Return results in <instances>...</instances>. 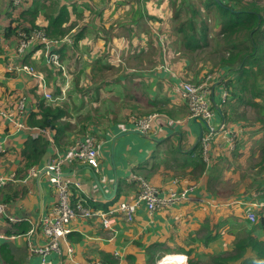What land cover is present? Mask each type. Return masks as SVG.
<instances>
[{
	"label": "crops",
	"instance_id": "obj_1",
	"mask_svg": "<svg viewBox=\"0 0 264 264\" xmlns=\"http://www.w3.org/2000/svg\"><path fill=\"white\" fill-rule=\"evenodd\" d=\"M129 2L114 0L111 6L109 0L97 9L92 0H67L69 6L76 3L77 12H81L84 17L77 18L71 13L69 22L74 23V28L88 23V29L81 40H73L74 48L65 47L66 58L61 56L64 64L70 58L73 59V66L68 71L73 77L66 99L49 105L64 107L67 114L57 121L62 130L56 133L55 141L54 132L47 131V139L50 141L41 160L55 151H66L76 138H82L78 131L90 121L88 128L93 131L91 135L98 148L99 172L95 174L101 188L95 183L94 172L84 162L74 161L65 165L62 174L79 184L70 189L71 196L75 195L77 201L81 200L90 209L92 206L96 207L97 212L106 211L107 208L111 210L119 201L130 202L139 190V184L132 179L133 176L147 180L161 191L168 187L171 180L176 179L182 188L193 186L189 192L192 199L181 200L151 213L142 205L136 210L131 222H125L118 212H105L106 217L113 216L115 219L110 228L103 226V216L99 214L89 218H76L69 224L70 232H73L72 243L69 244L74 249V261H66L64 256L60 257L57 253H49L47 259L62 264H85L92 260L107 264H111L108 261L116 260L113 264H126L125 255L132 254L138 263H142L147 259L145 248L157 244L159 248L156 255L175 257L171 261L182 259V264H187V250L192 249L191 254L198 257L199 262L207 264L211 256L231 252L236 223L240 216H245L246 206L255 204L257 208H254V214L256 211L264 213V171H260V178L252 176V184L246 185L250 188H245L244 183L250 173L241 178L236 171L237 162L232 158L243 153L241 149L246 147H242V137L236 138L237 141L232 146L231 139L235 135L231 136L232 132L224 130V126L227 129L236 127L237 121L229 123L222 118L216 105L220 96L216 85L211 88L210 93V102L215 104L211 125L216 129L222 125L223 129H217L212 139L209 164L203 171L195 167L201 159L200 140L198 143L196 140L205 128L198 121L187 118L188 108L179 95V84L183 79L197 82L195 80L201 81L202 77L191 75L193 67L188 61H184L183 53L168 45L176 36L173 29L176 21L172 18L173 9L169 0H131L135 5ZM143 2L147 4L143 5ZM0 6V43H3L2 32L10 21V13H6L8 4ZM91 7L96 9L86 14V10ZM104 10H109V13L104 15ZM16 14L13 12L11 17ZM90 16L94 18L91 20ZM181 16L184 20V15ZM38 22L42 23V19ZM121 25L131 27L130 30H124L128 35L132 34L129 43L135 42L140 48L148 46V50L155 52L150 54L154 57L152 61L135 54L139 49L130 54L126 48L121 50V47L119 50L115 45L116 48L112 49L118 52L111 53L112 49L109 51L108 46H103L111 37L116 44L124 45V31L119 32ZM112 27L114 30L109 31ZM139 31H144V36L151 41L149 44L142 41V36H138ZM108 32V35H104ZM69 34L70 31L66 36L71 41L69 45H72ZM160 41L166 42L164 47L171 53L168 55L172 60L170 66L157 65L165 56L162 48L158 49L163 47L159 44ZM6 43L9 48L4 50L11 57L15 45L12 39H8ZM60 45L56 47L57 52L62 48ZM39 54L40 51H37L36 58L35 55L33 58L37 59ZM108 55L113 63L109 62ZM96 58L101 60L98 65L93 63ZM10 62L19 61L11 59L4 65L0 63V85L7 84L6 88L0 86V92L21 90L26 97V106L28 103L32 105L34 102L30 98L34 97L30 90L35 88V92H38L36 79L15 73L14 78H6L5 71ZM36 63L40 62L37 60ZM42 67L46 68L45 64ZM57 75L59 74H53L48 81L42 77L46 79V90L53 94L59 93L55 84L59 80ZM37 94L43 97L42 90ZM156 110H161V113L154 131L147 135L135 133L136 117ZM234 130L232 129L233 133ZM29 138L32 139L26 130H16L11 123L0 120V175L13 173L18 180L6 184L1 192L0 200H9L7 203L2 202L5 210L0 213L1 254L7 252L6 259L0 261V264H40L39 256L29 254L27 241L37 245L47 243L39 227V220L51 215L57 203L56 192L45 176L24 180L27 172L24 154ZM218 141L220 144H216ZM173 144L176 145L180 158L176 161H160L163 157L161 149ZM115 180L116 189L113 190ZM226 186L230 187L227 191L222 189ZM236 187L240 189L236 190ZM9 216L23 218L19 223L27 224L33 229L32 233H29L30 229L24 236L26 242L23 237L11 240L8 236L12 230ZM247 222L248 225L253 224L248 220ZM253 235L264 239L258 228L254 229ZM115 252L117 256L114 255Z\"/></svg>",
	"mask_w": 264,
	"mask_h": 264
},
{
	"label": "trees",
	"instance_id": "obj_2",
	"mask_svg": "<svg viewBox=\"0 0 264 264\" xmlns=\"http://www.w3.org/2000/svg\"><path fill=\"white\" fill-rule=\"evenodd\" d=\"M9 1L6 0L8 2L6 13L13 11L14 14L15 12L17 14L13 17H11L13 12L9 14L10 21L2 32L4 41L0 43V63L4 65L11 59L21 63H27L28 66L35 68L41 77H45L47 80L51 79L53 77L52 75L56 74V72L53 69L42 67L44 65V59L41 44L35 43L19 53V34L24 33L29 35L35 31H40L49 39L60 40L68 38L66 34L70 31L69 38L72 39V45H69L71 43H67V41L62 42L61 45L59 44L62 46L58 51L61 53V55L59 54L60 58L61 56L62 58H66L67 55L64 52L65 47H75L73 40H81L84 37L88 29V23L80 26L78 29L76 27L74 28V23L68 20L69 15L73 13L71 15H75L77 18L81 17L83 19L84 17L83 14H80L81 12H77L76 3H71L69 6L67 0H20L17 6L11 5ZM169 2L173 9L172 18L176 21L173 28L176 36L175 40H171L168 45L180 50L184 55V61H191L190 56L199 53V51H204L205 54H209L206 49L210 45L212 47L210 50L211 54L216 53L219 55L217 70L221 81L216 84L220 92L219 102L216 105L222 118L229 123H234V121L242 119V116L232 118V112L237 107L236 104L247 103L257 106L258 102L254 101L256 98H259L261 101V105L258 106L259 111L264 110V5L259 6L256 0H249L247 2L244 0H169ZM198 6H201V11ZM182 14H188L189 16L183 20ZM40 18L42 19V23L38 22ZM93 18L94 16H90L89 19L92 20ZM206 20L211 21L210 26L212 29H216L211 38L208 36L209 28L207 27ZM120 29L122 31L130 30L131 27L121 25ZM112 30H114L113 27L109 31ZM108 34L109 32L104 35ZM8 39H12L15 45V51L11 57L8 51L4 50L6 47L9 48V44L6 43ZM132 45L133 43H129L125 49L126 51H130V54L136 52L135 47ZM103 46H108V43L104 42ZM161 48L163 50V47H158L159 50ZM37 51H40V54L35 59ZM33 55H35V58H33ZM99 59L96 58L93 61L94 65L100 63L101 60ZM37 60L40 63H36ZM208 75L204 74L201 81L197 80V82H202ZM5 76L6 78H14L15 74L6 70ZM213 79L209 81L211 88L215 86ZM36 81L38 92H35V88L32 91L30 90V92H33L34 97L30 98V100L34 103L32 105L28 103L25 107L22 122L28 127H37L48 132H54L53 139L55 141L56 133L62 130V126L57 121L65 116L67 112L64 107L46 104L42 95L37 94L41 90V81L39 79H36ZM0 86L6 88L7 84L6 86ZM223 93H225V96H223ZM22 94L21 90L19 92L13 90L1 91L0 107L5 109L13 107ZM226 105L229 108L228 114L230 118L227 117L228 115L224 109ZM211 106L214 109L215 104ZM156 112L160 114L161 110H156ZM258 122H261V120ZM89 124H91L90 121L85 124L86 127L82 126L83 128L78 131L79 135L82 136L81 139L87 138L93 133L88 128L90 126ZM258 129L263 128L259 127ZM49 141L46 136L28 139L25 149L26 153L24 154L25 170L39 164ZM236 141L234 140V142ZM242 147H245L244 141ZM248 148L252 149L247 153L248 156L254 155L258 149L259 154H264V140L259 144V148L254 147L252 144ZM201 159L195 164V167L201 168V171H203L206 164ZM261 161L262 158L257 161L255 168L264 163V161ZM260 168L263 169L262 167ZM3 188H0V197ZM8 200V198L7 200L1 199L0 202L7 203ZM77 202L79 201H77L75 195L70 196L71 204H76ZM81 203L85 207L89 206L83 202ZM91 210L96 211V207L92 206ZM109 210L110 208H107L106 211L102 210V212H108ZM239 219L236 223L237 230L234 227L236 232L231 252L211 256L207 264H264V239H259L253 235L254 229L256 228L260 229L264 235V213L256 211L255 221L251 225L247 224L248 222L245 216H240ZM11 224V234L8 235L11 237L10 239L23 237L24 242H26L24 236L31 229L30 226L19 222ZM72 233L69 232L66 236V240L70 244L72 243ZM76 236L79 238L78 235ZM158 248L159 245L157 244L146 247L147 259L142 263H138L132 254L125 255V262L126 264H155V260L162 256L155 254ZM6 253L1 254L0 248L1 262L6 259ZM191 253L192 249L187 250V264H201L199 258ZM108 262L113 264L116 263V260Z\"/></svg>",
	"mask_w": 264,
	"mask_h": 264
},
{
	"label": "built area",
	"instance_id": "obj_3",
	"mask_svg": "<svg viewBox=\"0 0 264 264\" xmlns=\"http://www.w3.org/2000/svg\"><path fill=\"white\" fill-rule=\"evenodd\" d=\"M3 0H0V2ZM19 2L20 0H15ZM19 46L18 51L23 52L25 49L35 43L41 44L43 48L44 64L47 68L53 69L59 79L55 84L59 89V93L52 94L46 90L45 80L35 71L34 68L21 62H10L7 65V71L13 72L17 75L25 74L32 78L39 79L41 81V90L43 92V100L46 104L61 103L66 99L67 91L70 88L71 75L69 74L66 66L62 62L56 47L64 41L71 42L67 38L60 40H52L47 38L43 32L35 31L26 35L24 33L19 34ZM210 76H207L205 80L200 83L193 84L188 81H183L179 84V95L186 102L188 108L187 118L198 121L205 128L200 137L201 146V158L208 163L209 145L216 134V131L222 130L223 126L220 125L217 129L211 125V120L214 115L212 104L210 102ZM225 96V93H223ZM26 97L20 96L15 102L13 107L2 108L0 107V120L11 123L16 130H26L30 133L32 139H36L39 136L46 135L49 139L48 132L37 128L28 127L22 122V118L25 114ZM160 118V114L152 112L143 117H139L134 122V129L138 130L142 134H149L154 131L157 119ZM0 147V151H1ZM84 162L87 164L94 173L99 172L98 163V148L95 143V138L90 135L83 140L76 138L70 147L60 153L55 151L53 154L48 155L41 160L38 165L31 166L27 169L24 180L35 179L45 176L49 184L54 188L57 196V203L52 214L45 216L39 220V227L43 236L47 239V243L44 245L32 244L27 241L28 252L31 255H37L41 258L40 264H62L53 263L47 259L49 253H57L60 257L64 256L66 261H74V249L66 240L67 234L71 231L69 224L76 218H89L99 214L103 216L102 224L106 228H110L115 219L113 216L106 217L105 212H97L85 207L79 200L76 204L70 203L72 186L78 187V182L70 180V178L62 175V171L65 165L72 162ZM139 184V190L135 195V198L128 201H119L116 206L109 210L111 212H118L123 216L125 222H131L133 220L136 210L144 205L145 209L150 213L158 209H163L174 203L191 200L189 192L192 191L193 186L180 187L176 179L171 180L168 187L161 191L157 187L151 185L141 177L135 178ZM15 174L10 173L6 175H0V188L6 184L16 181ZM18 181V180H17ZM263 205V204H262ZM257 205L245 207V217L249 222L255 221L254 208ZM5 210V204L0 202V213ZM110 212V213H111ZM23 218L8 217L10 223L20 222ZM33 229L29 231L32 233ZM1 237V236H0ZM115 256L118 254L115 252ZM163 255L156 260L155 264H182V259L177 261H171ZM85 264H104L99 260H92Z\"/></svg>",
	"mask_w": 264,
	"mask_h": 264
},
{
	"label": "rangeland",
	"instance_id": "obj_4",
	"mask_svg": "<svg viewBox=\"0 0 264 264\" xmlns=\"http://www.w3.org/2000/svg\"><path fill=\"white\" fill-rule=\"evenodd\" d=\"M92 1H93L92 4L96 5L97 9H100V7H102L109 0H92ZM122 1H130L129 2L130 4L133 3V2H131V0H122ZM142 1H144V0H142ZM244 1L247 2L249 0H244ZM1 2L2 3H0V4H6V5L8 4V2H6V1H1ZM256 2L259 6L264 5V0H256ZM9 3H11V5H13V6H17L19 2H16L15 0H10ZM144 3L147 4V2H143V5H144ZM113 4H114V0H110V5L112 6ZM133 4L135 5V3H133ZM200 7L198 6L199 10H200ZM92 9H96V8L95 7L89 8L88 10H86V14H88V12L91 11ZM1 10H2V6H0V11ZM123 11H124V13H126L125 10H123ZM12 12L13 11H11L10 13H12ZM108 13H109V10L103 11L104 15H107ZM188 16H189L188 14L184 15V19L187 18ZM206 23H207V27L209 28L208 29V36L211 38L214 35V32L216 31V29L211 28V26H210L211 21L206 20ZM110 24L114 25L113 23H110ZM79 27H80V25H77L76 29H78ZM0 28H1V25H0ZM119 32L120 33L123 32L122 29H120ZM137 34L140 37L142 36L143 42H146L147 44H149V42H151L148 40L147 36H144V31H139V33H137ZM122 36H124V40H125L124 45L123 44H116L115 41H113V37L110 38V40L108 42L109 51H111L112 48H116V47L119 50L122 47L121 50H124L128 46L129 41L132 38V34L128 35V32L124 31V33H122ZM151 40H152V38H151ZM164 43H165V41H162V42L160 41L159 44H161L163 46L162 54H165V56L163 58V61H160L157 65L160 66L163 64V66L165 67V66H170L169 64L171 63L170 62L171 58L169 59L168 55L171 53H170V51H168L167 48L164 47ZM115 45H116V47H114ZM132 46L135 47L136 51H138V49L140 50L139 52H137L135 54L139 55L141 58H146V60L151 59V61H152V58H154L153 56H150V54H151V52H153V53H155V52L152 50H148V48H149L148 46L143 47V48L141 46V48H142L141 49L140 46L137 45V43H135V42H133ZM211 48L212 47L210 45L206 49L209 54H205L204 51L203 52L199 51V53L191 55L190 56L191 61H188V62L193 67V69L190 72L191 75H199L200 76L199 78H201V77H203L204 74H209L208 76H210V79L214 78L213 83L215 82L214 85H216L219 83V81H221V77L219 78L220 75H219L218 70H217V60H218L219 55L216 53L211 54V51H210ZM105 52H107V49L105 50ZM115 52H118V51H114V49H112L111 53H115ZM111 53H109V54H111ZM138 53H140V54H138ZM103 56H105V54ZM177 56L178 55H175V57H177ZM173 57H174V55H173ZM108 60L110 63H113V60H112L110 55H108ZM115 60H116V57H115ZM65 64L64 65L66 66L67 70L68 71L71 70L70 68H72V66H73V59L70 58L67 62H65ZM46 81H48V80H46ZM183 81L184 82L188 81V82L193 83V84L198 83V82H194V80L190 81V80H188V78H187V80L183 79ZM195 81H197V80H195ZM49 82H51V81H49ZM27 86L28 85L26 83V87ZM254 101L258 102L257 106L252 105V104H247V103L246 104L245 103L236 104L237 107H235L236 110L234 112H232L233 113L232 118H238L241 116L243 117L242 119H239L237 121V123H236L237 128L234 127L231 129H227L224 126V130H229L230 132H232L231 136L235 135L231 139L232 146L235 143L234 140H236V138H240V137L243 138L244 145L246 148L241 149L242 150L241 152H243V153L237 155L236 158H232V159H235V161L237 162L236 171H238V175L241 178L247 177V174L250 173L249 176L247 177L245 183H244V186L246 189L250 188V187H247L246 185L252 184V176L255 175V176L259 177V175H260L259 173L262 170L260 167H262L263 171H264V163L262 165H259L260 167L258 166L257 168H255L257 166L256 163L258 160H260V158H262V161H264V154H259V152H258L259 149L257 150V152L254 155H250V156L247 155V153L250 150H252L251 148H248L249 145L252 144L254 147L259 148V144L264 140V110L259 111V109H258V106L261 105V101L259 100V98L254 99ZM224 109L228 115L227 117L230 118V116L228 114L229 108L227 107V105L224 106ZM258 119L261 120V122H258L259 121ZM238 127L242 130V133H241V130L238 129ZM259 127L263 128V129H258ZM232 129H235L234 133H233ZM213 138H214V136H213ZM212 143H213V141L210 142L209 149L211 148ZM216 144H220L219 141ZM195 150H193V152H195ZM161 153L163 154V157L160 158V161H163V162L168 161L170 159L176 161L177 159L180 158V155H178V152L176 151V145H174V144L171 146L165 145L161 149ZM230 171L232 174H234L232 169ZM222 189L227 191L228 189H230V187L226 186V187H222ZM235 189L237 190L240 188L236 187ZM200 263L204 264L202 262H200Z\"/></svg>",
	"mask_w": 264,
	"mask_h": 264
},
{
	"label": "water",
	"instance_id": "obj_5",
	"mask_svg": "<svg viewBox=\"0 0 264 264\" xmlns=\"http://www.w3.org/2000/svg\"><path fill=\"white\" fill-rule=\"evenodd\" d=\"M135 133L140 134V132H139L138 130H136ZM201 134H202V132H200L199 136L197 137L196 143L199 142L200 137H201ZM62 175H63V174H62ZM93 175H94L93 177H94V179H95V183L97 184V186H98L99 188H101V187H100V184H99V182H98V179H97L96 174L93 173ZM63 176H64V175H63ZM45 178H46V177H45ZM46 179H47V178H46ZM115 189H116V180L113 182V190H115Z\"/></svg>",
	"mask_w": 264,
	"mask_h": 264
},
{
	"label": "bare ground",
	"instance_id": "obj_6",
	"mask_svg": "<svg viewBox=\"0 0 264 264\" xmlns=\"http://www.w3.org/2000/svg\"><path fill=\"white\" fill-rule=\"evenodd\" d=\"M168 260H175V257H169V256H167L166 257Z\"/></svg>",
	"mask_w": 264,
	"mask_h": 264
}]
</instances>
